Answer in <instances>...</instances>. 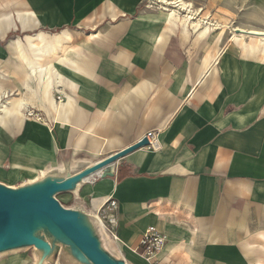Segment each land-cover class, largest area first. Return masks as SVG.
<instances>
[{
	"label": "crops",
	"instance_id": "crops-1",
	"mask_svg": "<svg viewBox=\"0 0 264 264\" xmlns=\"http://www.w3.org/2000/svg\"><path fill=\"white\" fill-rule=\"evenodd\" d=\"M165 13L137 0H0V98L21 100L0 124V178L87 165L159 130L158 148L71 192L89 212L118 201L109 248L129 264H264V53L197 35L216 43L197 57ZM150 226L167 237L151 260Z\"/></svg>",
	"mask_w": 264,
	"mask_h": 264
},
{
	"label": "water",
	"instance_id": "water-1",
	"mask_svg": "<svg viewBox=\"0 0 264 264\" xmlns=\"http://www.w3.org/2000/svg\"><path fill=\"white\" fill-rule=\"evenodd\" d=\"M149 144L144 135L87 165L51 170L17 186L0 181V253L34 246L33 264H129L109 248L94 212L65 207L56 195L76 191L88 176H114L119 158Z\"/></svg>",
	"mask_w": 264,
	"mask_h": 264
},
{
	"label": "rangeland",
	"instance_id": "rangeland-1",
	"mask_svg": "<svg viewBox=\"0 0 264 264\" xmlns=\"http://www.w3.org/2000/svg\"><path fill=\"white\" fill-rule=\"evenodd\" d=\"M137 1L140 2V6H145L150 8H158L160 6L159 4H157L159 2H157L156 0H137ZM186 1L192 2L194 9H198V11H194L192 15H197V17H201V19H203L202 20L203 22H205L206 20H210L212 23L214 22L219 27L222 25L228 26V28L226 29H217V28L211 29L212 31L211 36L207 38L202 37L203 40L205 39L208 41L211 37L215 36L216 39L219 38V41L222 40L223 38L225 39L224 42L228 40H230V42H233L235 40L233 38L234 33L232 32V28L235 26H241L242 28H246V29L255 27L264 30V0H186ZM167 12L168 11H166L165 14H167ZM186 14L187 12L181 10V13L179 14L181 18L180 17H179L180 19L177 18V23L180 29L182 30H184L185 28L183 19H184V15ZM211 27H213V25H211ZM186 28L188 30V33H186L187 39L193 45L197 57H199L200 54H202L205 50L208 51L212 50L216 45L214 38L211 43H209L206 47H203V42L201 39L197 37L196 34L197 32L196 33L194 32V28L192 24H189ZM5 122H6V117L3 123ZM0 181L3 183H8L13 185L11 181L7 182L5 178L4 179L0 178ZM56 197L62 202V204L65 207L83 206L80 203L81 201H79L78 196L74 195L71 192H61L58 193ZM34 253H35L34 246L4 252L2 253L4 255L0 256V264H7L6 259L12 257L13 255L24 256L27 264H30Z\"/></svg>",
	"mask_w": 264,
	"mask_h": 264
},
{
	"label": "bare ground",
	"instance_id": "bare-ground-1",
	"mask_svg": "<svg viewBox=\"0 0 264 264\" xmlns=\"http://www.w3.org/2000/svg\"><path fill=\"white\" fill-rule=\"evenodd\" d=\"M156 1L159 2V4L163 6V9L168 11L166 15H167L169 23L172 25H176L177 18L180 17L179 14L181 13V10L187 12V14L184 15V19H183L185 28L189 24H192L194 31L197 32V35L200 38L201 37H205V38L210 37L211 32H212L211 29H216V28L217 29H226V28H228L227 25H222L219 27L214 22L212 23L210 20H206L205 22H203L202 21L203 19H201V17H197V15H192V13L194 11H198V9H194L192 2H189L186 0H156ZM211 25H213V27H211ZM242 31H249L252 34L247 35V34H245V32H242ZM232 32L234 33L233 38H234L235 42L238 45H240L242 47V49L244 51H246L249 55L253 56V55H259L261 53H264V30L263 29H258L255 27L246 29V28H242L241 26H235L232 28ZM256 35H259V36H256ZM248 36L250 38H247ZM217 40L219 41V38ZM28 41L30 42V45L33 48L41 49L43 46V45L41 46L42 41L38 37H30ZM45 44H46V42H45ZM37 50H34V51H37ZM208 59L209 58H206V60H208ZM0 96H1V94H0ZM19 98H16V99L10 98L7 100L0 98V124L3 123V121H5L6 115L10 114L13 111H18V106L21 104L20 103L21 100ZM24 103L25 102H23V104ZM157 135H159V134H157ZM92 177H94V176L93 175L88 176L87 178H85V181H89ZM34 178H36V175L33 176L32 179H34ZM3 255L4 254L0 253V256H3Z\"/></svg>",
	"mask_w": 264,
	"mask_h": 264
},
{
	"label": "built area",
	"instance_id": "built-area-1",
	"mask_svg": "<svg viewBox=\"0 0 264 264\" xmlns=\"http://www.w3.org/2000/svg\"><path fill=\"white\" fill-rule=\"evenodd\" d=\"M27 115L41 119V116L38 112H35L32 109L27 110ZM159 130L148 131L145 135L149 137L150 144L148 147L152 146L154 148L159 147L158 135ZM106 208L108 213L103 214V210ZM119 208V203L114 198H109L103 202L98 208L95 209V214L100 219L105 230L111 235L114 240L120 241V238L115 230L116 220V211ZM141 244L145 245L143 251L144 256L147 259H154L158 256V253L162 252L167 244V237L164 233L159 231L156 227L150 226L141 238ZM164 264H170L168 261H165Z\"/></svg>",
	"mask_w": 264,
	"mask_h": 264
}]
</instances>
